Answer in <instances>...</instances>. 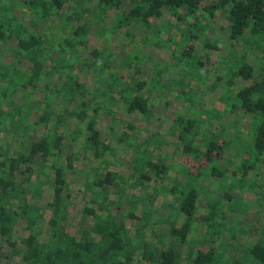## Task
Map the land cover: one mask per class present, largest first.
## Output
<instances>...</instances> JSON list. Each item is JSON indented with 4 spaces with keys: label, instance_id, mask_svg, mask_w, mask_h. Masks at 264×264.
Masks as SVG:
<instances>
[{
    "label": "trees",
    "instance_id": "trees-1",
    "mask_svg": "<svg viewBox=\"0 0 264 264\" xmlns=\"http://www.w3.org/2000/svg\"><path fill=\"white\" fill-rule=\"evenodd\" d=\"M218 13L227 23L223 55L220 35L207 32ZM121 29L125 40L117 46L113 37ZM135 33H144L141 42ZM9 42L14 46L3 58ZM150 45L167 58L148 55ZM120 46L125 55L118 58ZM172 94L179 100L168 127L173 139L149 131L135 142L140 123L156 119ZM223 114L251 123L237 133L218 121ZM2 132L18 140H0V264H264V236L251 235L254 225H244L225 203L234 190L221 198L210 190L215 200L199 195L191 178L162 186L179 168L166 161L165 144L199 165L207 162L194 175L207 170L208 181L226 177L241 185L264 164V0H0ZM128 149L122 173L120 154ZM80 158L88 164L76 167ZM71 175L81 182L76 189ZM262 180L247 194L254 216L264 213ZM161 186L169 211L151 219L156 195L148 191ZM258 195L263 202L255 201ZM201 202L205 230L196 241L203 248L194 251L188 240ZM73 210L77 217L68 222ZM228 219L236 229L226 227ZM156 223L165 233L151 230ZM240 234L246 240H237Z\"/></svg>",
    "mask_w": 264,
    "mask_h": 264
},
{
    "label": "rangeland",
    "instance_id": "rangeland-1",
    "mask_svg": "<svg viewBox=\"0 0 264 264\" xmlns=\"http://www.w3.org/2000/svg\"><path fill=\"white\" fill-rule=\"evenodd\" d=\"M102 24L105 27H108L110 25V21L109 20H105V21H103ZM226 26H227V23L222 19L221 15L219 13L215 16V18L213 20L209 19L208 22H207V32H208L209 36L211 38H213V37H216V36L219 37V35H220V37L223 40L221 48H220L221 55H223V54H225V52H227V48L225 46L227 44V37L225 36V28H226ZM151 31L152 30L147 31V35L150 34ZM143 34L141 35V33H135L134 34V38L138 42L139 41L141 42ZM106 38H107V36H106ZM106 38L104 37L101 41H104ZM113 38H114V40H116L115 44L118 46V44L120 42L117 41V39H119L121 42H123V40H125L124 39V30L123 29L119 30ZM13 46H14V42H9V44L6 45V47L4 48L3 52H1L3 58H7V55H8L7 51H8V49L13 48ZM116 49L119 51L118 54L116 55V57L120 58V57L125 55L124 53H122V51L124 49H122L121 46L120 47H116ZM146 53H148V55H152L153 58H157L158 60L159 59L165 60V58H167L166 55L165 56L162 55L163 53L161 51L155 49L151 45L149 47H147ZM196 53L197 54H201L202 52L196 50ZM210 59H211V61L215 62V64H217V63L219 64V62H216L215 56L210 57ZM145 60H146V58H144V60H142V62H145ZM118 62H113V65H111L112 69L114 70L113 72H115V73L118 72L117 70H115V65ZM143 65H145V64H143ZM119 66H120V69H121V65L120 64H119ZM213 67H212V69H213ZM146 68H148V66H144V69H146ZM164 80H165V78L162 77L161 81H160V85L161 86H162ZM97 82H98V80H97ZM97 82H96L95 79H92V83H93L94 86H97ZM161 86H157L155 90L157 91L159 89V87H161ZM205 91H207L206 87L204 88V92ZM214 92L215 93H213V96L216 94L217 89ZM206 95L209 96L208 94H206ZM206 95H205V97L207 98ZM174 96H175V94H172L171 96H168L167 99H168L169 102H168L167 106L165 108H161V109H160L159 103L155 99L153 106L154 107L155 106H157V107L159 106V109H157V111H155L156 113H159V115H158V117L156 119H151L150 121H147L146 124L144 123L146 121H144V122L142 121L140 123V125H141L140 128H141L142 131L139 134L141 136L140 135H136L135 138L136 137H138V138L134 139V140H136L135 142L139 143L140 140L142 139V137L146 133H148L149 131L156 132L158 134L157 135L158 138L160 140H162V141H170V140L173 139L172 138L173 135L168 132V127L172 123V121L174 119V116L176 115V111L178 109L179 100L176 99ZM218 106L219 105H216V106H213V107L211 106V107H212L213 110L215 109V111L216 110L218 111V109L220 107V106L219 107ZM5 107H6V104H5ZM112 108H113L114 112L116 111L119 114L123 113V108H121L119 105L118 106L116 105L115 107L112 106ZM209 109H211V108H209ZM202 116L205 117L206 114H203ZM220 118L221 119H219L218 121L221 124H224L225 122L226 123L229 122L228 123L229 126L232 127V129H236L237 133L239 131L244 132V129H247L248 125L251 123L250 122V118L248 116L247 117H242L241 116V118H239L237 115L228 114L226 116V114H223V116H220ZM227 118L229 120H231V121H229V120L227 121L226 120ZM135 121L136 120L134 119L133 122H135ZM234 121H236V122H234ZM69 124L75 125L73 122L69 123ZM213 125H216V124H213ZM147 127H149L150 129H148ZM113 138L114 137L111 135V136L108 137L107 141H108V143L112 142L110 144L111 147H112V150H113L112 154H115L117 152V150H118V146H117V144H116V142H115V140ZM0 140H2L3 143H5V142L6 143H12L14 140H18V139H17V137L15 136V134L13 132L12 133L2 132L0 134ZM162 151H163V153L165 155H168V159L166 161L169 164H174V165H177L179 167L178 169H170L169 175H168L170 178L168 177L169 179H165V181H164L162 186H169L170 184L173 183L172 180L184 181V180H187L188 178H191L190 185L198 192L199 195L206 196L205 197L206 199L207 198H209V199L210 198H215V200L217 199L215 194L216 195H220V198H221V195L224 192L228 193V192L234 190V192L232 194L233 198L231 199V201L225 202V203H229L230 210H232V211L237 210L236 214H238V215L240 214L239 217L245 219V224L244 225H246L248 223H252L254 225V227L252 226V228H251L252 230L250 231V232H252L251 235L253 234V236L255 237L256 234H257V230H258V234L260 236H264V232H262V226L264 224V213L263 212H258V214L254 216L253 213L255 214V208H253V207L250 208V206L252 205V203H254V201L252 202V198L250 196L249 197L247 196L249 188L256 183L255 182L256 180L258 181V179L262 178L263 179L262 182L260 181L257 184V186L260 187L261 184L264 185V175L260 174V173H262L261 171L264 170V164L260 168H259V165H258L257 168L252 171L253 174H254V176L252 178L253 180H250V181L249 180H245L241 185H239L236 180H234V179L230 180V179H227L226 177L215 178L216 181L215 180L208 181L207 178L209 177L210 173H208L207 170L205 171V174H207V175L203 174L204 170H202L203 171L202 175H200L199 178L196 177L194 174L197 172V168H202L203 166L206 165L207 162L205 163V161H204V162H202L201 165H199L198 163L194 162L192 159L186 158V157H184L182 155H179L174 150L173 144H171V143L170 144H165V146L163 147ZM131 155H132V150L131 149H128V151L126 153L123 152V153L120 154V159L122 160V163H121L119 168H120V171L122 173H125V171H126V163H127L126 161L130 158ZM80 156H82V153L80 154ZM81 164H88V162L85 159H81V158L78 161L75 162V166L76 167H80ZM185 167L188 168V170ZM216 168H218V167H216ZM191 174H193V175H191ZM257 175H260V176H257ZM80 183L81 182L79 180L78 175H71L70 176V187L71 188H73V189L78 188ZM162 186L157 188V189L151 187L149 189V191H148L152 195H156L154 203H153V206L151 207L154 210V211H152L151 219H155V218L156 219H160V218L162 219L169 211V209L166 208V203L168 201H170V195H164V190L162 189ZM210 190H212V191L214 190L215 194L209 192ZM134 192L139 193L138 191H135V190H134ZM236 193L238 195H236ZM111 198L112 197L110 195V199ZM259 198L262 199V196L258 195L256 197L255 201L257 202V200H259ZM250 200H251V202H249ZM260 202H261V200H260ZM262 202H263V199H262ZM76 203H77L76 204L77 208H75V209L78 211L79 207H80V204H79V202L77 200H76ZM148 205H149L148 202L143 203L142 206L138 205L137 213L140 214V212L143 211V208H147ZM223 205L227 206L224 203H223ZM245 205H248V209L246 211H244ZM198 207H199V209H198L197 216H196L197 219H195L196 220L195 226H194L192 234L189 235V240H188L189 246H192L194 251L197 250V249L203 248V247H201L200 244L197 243L198 241H196V239L199 238L200 233L205 230V227L202 225V223H200V220H201L200 217H201L202 214L205 213L206 209H205V207H203V203L202 202H201V204L200 203L198 204ZM76 210H73L72 213L69 214L68 222H70V221L72 222V220L75 217H77ZM223 212L226 213L227 215H231V213H229V211L227 209H224ZM227 226L232 228V229H236L238 224H236L235 220H231V219L229 220L228 219V223H227L226 227ZM257 226H259L260 229H258ZM164 227L165 226L163 224H157L156 223V224L153 225L151 230L153 229V231L155 233H158V231H160L161 233L162 232L165 233ZM229 233L230 232H225V235H224L225 239H228ZM147 236H148L147 237L148 240H152L153 237L152 236L150 237L149 233H147ZM244 237H245L244 235L240 234V236L237 237V240H246ZM235 251L236 250L228 249V253H233V254H236L237 256H239V254H240L239 252L240 251H238V252H235ZM243 264H259V263L258 262H254L253 260L250 261V260H246L245 259V260H243Z\"/></svg>",
    "mask_w": 264,
    "mask_h": 264
}]
</instances>
